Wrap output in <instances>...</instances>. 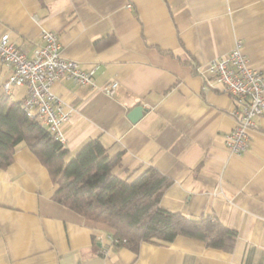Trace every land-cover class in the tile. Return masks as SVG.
Returning <instances> with one entry per match:
<instances>
[{
    "label": "crops",
    "instance_id": "obj_1",
    "mask_svg": "<svg viewBox=\"0 0 264 264\" xmlns=\"http://www.w3.org/2000/svg\"><path fill=\"white\" fill-rule=\"evenodd\" d=\"M43 29L58 32L63 56L99 65L96 86L52 84L71 109L62 125L67 158L98 137L111 155L124 152L115 174L132 181L154 166L171 179L163 207L210 214L238 235L230 251L186 235L117 246L113 227L53 198L59 184L21 142L0 168V264H264V112L248 151L232 155L225 135L236 102L204 73L238 41L264 72V0H0V35L28 54ZM109 34L116 40L97 47ZM8 70L0 62V82ZM137 105L145 109L133 121Z\"/></svg>",
    "mask_w": 264,
    "mask_h": 264
},
{
    "label": "trees",
    "instance_id": "obj_2",
    "mask_svg": "<svg viewBox=\"0 0 264 264\" xmlns=\"http://www.w3.org/2000/svg\"><path fill=\"white\" fill-rule=\"evenodd\" d=\"M115 34L95 40L97 47L111 44ZM25 142L59 184L53 198L85 216L113 227L114 244L137 249L144 240L170 243L178 235L203 240L208 246L230 251L237 230L217 217H191L163 207V190L171 179L150 166L129 181L114 173L124 152L111 155L98 137L87 141L67 158L69 150L41 121L0 88V168L14 159L17 145Z\"/></svg>",
    "mask_w": 264,
    "mask_h": 264
},
{
    "label": "built area",
    "instance_id": "obj_3",
    "mask_svg": "<svg viewBox=\"0 0 264 264\" xmlns=\"http://www.w3.org/2000/svg\"><path fill=\"white\" fill-rule=\"evenodd\" d=\"M41 37L42 42L28 54L10 39L8 32L0 35V62L9 69L0 88L11 94L14 86H26L23 108L27 115L65 141L62 125L69 120L71 109L52 91V84L70 79L96 86L95 71L99 65L87 69L79 61L63 56L56 31L43 29ZM204 73L214 76L236 102V124L226 133L225 143L232 155L240 157L250 148V131L256 125V117L264 112V72L250 61L238 41L227 54L209 62ZM117 85V81H112L103 90L111 94Z\"/></svg>",
    "mask_w": 264,
    "mask_h": 264
},
{
    "label": "water",
    "instance_id": "obj_4",
    "mask_svg": "<svg viewBox=\"0 0 264 264\" xmlns=\"http://www.w3.org/2000/svg\"><path fill=\"white\" fill-rule=\"evenodd\" d=\"M144 109L145 107L143 105H137L130 111L129 116L133 121H136L142 115Z\"/></svg>",
    "mask_w": 264,
    "mask_h": 264
},
{
    "label": "rangeland",
    "instance_id": "obj_5",
    "mask_svg": "<svg viewBox=\"0 0 264 264\" xmlns=\"http://www.w3.org/2000/svg\"><path fill=\"white\" fill-rule=\"evenodd\" d=\"M22 90H23L22 86H14L13 90H12V93H11L12 97L14 99L20 98L21 97L20 95L22 94Z\"/></svg>",
    "mask_w": 264,
    "mask_h": 264
}]
</instances>
